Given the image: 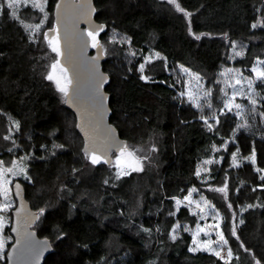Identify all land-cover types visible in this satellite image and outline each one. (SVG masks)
<instances>
[{"label":"trees","instance_id":"16d2710c","mask_svg":"<svg viewBox=\"0 0 264 264\" xmlns=\"http://www.w3.org/2000/svg\"><path fill=\"white\" fill-rule=\"evenodd\" d=\"M54 2L47 4L51 16ZM94 4L102 67L110 77L105 88L110 121L135 149L130 151L138 164L120 174L112 163L88 161L65 95L55 79H47L57 52L3 9L0 123L6 117L16 120L12 143L27 177L0 163V261L6 262L13 242V185L18 182L38 212L32 228L53 247L43 264H264V78L256 80L255 97L244 100L238 116L220 112L225 93L218 74L230 64L247 69L256 58L263 60L264 73V0ZM111 32L162 58L141 71V58H128L125 44L108 39ZM232 42L243 45L244 52L231 63ZM164 59L202 77L209 96L199 107L178 95ZM225 142L221 162L210 167L209 178L199 180L198 162ZM3 151L4 159L13 153ZM234 151L254 153L255 160L233 167ZM191 186L204 195L200 212L175 211L173 197L184 196ZM177 221L188 222L192 231L173 239L169 232Z\"/></svg>","mask_w":264,"mask_h":264},{"label":"water","instance_id":"95a60500","mask_svg":"<svg viewBox=\"0 0 264 264\" xmlns=\"http://www.w3.org/2000/svg\"><path fill=\"white\" fill-rule=\"evenodd\" d=\"M95 12L94 0H55L54 24L46 34L56 33L58 38V60L71 81L65 106L75 116L82 151L86 155L97 154L110 164L113 154L127 147V140L110 121V95L105 89L110 77L102 67L103 48L100 43L91 44L88 32L100 27L95 23ZM13 191L16 198L10 229L13 242L6 252V262L0 264H43L53 250L51 242L32 228L38 212L30 206L23 186L16 182Z\"/></svg>","mask_w":264,"mask_h":264},{"label":"rangeland","instance_id":"374dc122","mask_svg":"<svg viewBox=\"0 0 264 264\" xmlns=\"http://www.w3.org/2000/svg\"><path fill=\"white\" fill-rule=\"evenodd\" d=\"M10 0H0V13L5 9L7 13L17 17L21 20L27 29L28 34L31 37H36V35L41 34L44 43L48 46L49 51L53 52V47L57 48V57L54 60V54L51 55L52 60L55 63V67L50 70V74L54 77L55 81H59L61 87H68L69 78L65 68L60 65L59 57V42L56 33L51 35L46 34V30L53 27V15L51 16L47 4L48 0H16V2L10 7ZM36 5H39L37 7ZM2 9V10H1ZM52 22V23H51ZM39 25V27H37ZM92 33L90 35L91 44L94 46L98 42V29L94 31H89ZM108 39L116 42L118 44L126 45V56L129 58L140 57L138 63V68L143 71L146 64L162 58L160 53L154 49H148L147 51H142L141 48L133 47L130 44V39L126 36H120L115 32H111L108 35ZM112 48H110L111 50ZM55 52V51H54ZM244 46L232 42L230 47V62L232 63L235 59L240 58L243 55ZM167 73L172 74L178 86V95L183 96L186 101L190 102L193 107H199L202 102H204L209 96V90L206 88L204 81L200 75L195 71L184 67L181 64H172L169 60L164 59ZM262 59H254L252 65L247 69L241 67H235L232 64L223 66L219 71V81L221 83L223 92L225 93L224 99L222 101V106L220 112H231L236 115H240L244 109V100H252L255 97L254 84L256 80L264 78L261 76L262 71ZM143 65V68H141ZM245 70H248L246 72ZM145 79V77H143ZM239 105V107H236ZM215 119V117H213ZM206 121V119H205ZM17 129L16 120L6 117L4 123H0V154L4 152L3 150H10L13 152L10 158L4 159L0 157V162H2L6 167L11 169L10 172L17 177L26 178V167L22 162L21 157L15 156V147L12 143L15 130ZM223 145L217 147L214 146L210 156L202 158L197 165L195 174L199 180H205L210 177V167L214 164H219L222 160V155L219 153L220 148H224ZM135 151V149L132 147ZM128 147L121 150L120 152L113 154V169L117 173H128L137 164L138 161L134 158L132 150ZM97 156L100 161L103 160L99 155L91 153L87 156L88 161L92 162V157ZM243 160H255L254 153L246 156L240 155L237 151L231 154V166H238ZM199 173V174H197ZM187 198V199H186ZM204 195L198 191L194 186L188 189V192L182 196L173 197L175 211L179 208L184 207L187 209L188 213L197 215L204 203ZM179 201V203H178ZM192 226L188 222L177 221L170 229L171 238H176L184 232H191Z\"/></svg>","mask_w":264,"mask_h":264},{"label":"snow or ice","instance_id":"6c2138e0","mask_svg":"<svg viewBox=\"0 0 264 264\" xmlns=\"http://www.w3.org/2000/svg\"><path fill=\"white\" fill-rule=\"evenodd\" d=\"M16 2V0H10V3H9V6L11 7L14 3ZM37 7H39V5H36ZM177 8L180 10V11H184L183 9H181V8H179V5H177ZM13 15L15 16V13H13ZM188 15H190V14H188ZM37 27H39V25H37ZM253 27H255V25H253ZM89 35H92V33H89ZM197 38H199V37H197ZM53 51H58V49L57 48H55V47H53ZM53 67H55V65H53ZM141 68H143V65H141ZM261 76H264V73H262L261 74ZM47 79H49V80H52V79H54V77L52 76V75H49L48 77H47ZM69 83H71V81H69ZM57 87H58V90L60 91V92H62L66 97L68 96V90H67V88L66 87H61L60 85H59V81H57ZM254 103V102H253ZM236 107H239V105H237ZM100 162V158L99 157H97V156H93L92 157V163L93 164H96V163H99ZM0 163H2V162H0ZM134 170H140L139 168H137V169H134ZM9 171H11V169H9ZM197 174H199V173H197ZM18 187V186H17ZM2 191H3V193H4V195L5 196H7V189L6 188H4V189H2ZM217 191H221V192H223L224 191V189L223 188H221V189H217ZM187 199V198H186ZM178 203H179V201H178ZM3 208L6 210L7 208H8V204H4V206H3ZM41 212H43V210H41ZM221 239H223V237L221 236ZM0 247H3V243L2 242H0ZM193 251H195L196 249H192ZM217 255H219V253H216ZM229 255H231V252H229Z\"/></svg>","mask_w":264,"mask_h":264},{"label":"flooded vegetation","instance_id":"af4514ba","mask_svg":"<svg viewBox=\"0 0 264 264\" xmlns=\"http://www.w3.org/2000/svg\"><path fill=\"white\" fill-rule=\"evenodd\" d=\"M101 157V156H100ZM102 158V157H101Z\"/></svg>","mask_w":264,"mask_h":264}]
</instances>
